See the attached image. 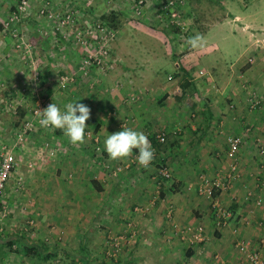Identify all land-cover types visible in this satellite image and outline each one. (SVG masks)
Masks as SVG:
<instances>
[{"label":"crops","instance_id":"crops-1","mask_svg":"<svg viewBox=\"0 0 264 264\" xmlns=\"http://www.w3.org/2000/svg\"><path fill=\"white\" fill-rule=\"evenodd\" d=\"M55 1L63 8L75 5L85 22L106 18L115 27L111 72L107 76L95 72L79 78L70 91H58L59 77L78 67L82 53L73 43L59 44L48 36L46 26L37 20L38 6L33 5L24 30L41 56L34 62L24 59L13 53L7 35L0 36V83L23 85L22 74L37 73L41 91L50 93L58 106L77 101L87 105L91 109L87 131L100 135L101 152L90 138L73 145L61 130L33 135L26 158L38 156L37 149L46 141L57 148V156L35 158V169L21 164L0 198V208L7 205L12 213L0 234V264H50L59 255L80 264H107L99 262L105 233L125 231L127 221L137 223L140 236L125 246L122 264H218L216 255L226 264H249L236 247L241 240L251 241L264 261V171L258 152V145H264V104L250 106L251 94L264 102V41L259 47L252 36L264 30V0H184L179 11L190 24L189 37L197 33L205 37L202 50L179 39V31L161 11V0H145L141 17L133 11L137 0ZM16 4L0 0V22ZM251 56L254 64L248 62ZM201 71L209 76L201 77ZM135 95L139 101L126 103ZM10 96L5 92L0 97L2 110ZM27 104L17 113L8 112L6 121L0 118L3 142H12L30 116ZM125 122L126 128L142 131L152 145L158 143L159 133H167L160 155L172 170V182L160 183L156 165L146 170L133 166L112 178L105 164L116 167L137 155L112 160L104 151L105 138L122 130ZM4 127L16 129L10 131L12 137L5 136ZM229 135L243 139L238 154L242 177L222 196L233 218L227 228L217 230L209 202L195 189L189 191L188 185L196 184L201 175L214 177L226 171ZM18 173L25 175L23 188L17 184ZM251 192L255 196L247 200ZM138 206L150 210L137 215L133 211ZM171 206L179 228L202 225L209 242L197 246L182 242L167 220ZM22 218L37 221L32 236L24 232ZM50 226L65 232L62 244L44 242ZM16 243L21 252L9 251L8 245Z\"/></svg>","mask_w":264,"mask_h":264},{"label":"built area","instance_id":"built-area-1","mask_svg":"<svg viewBox=\"0 0 264 264\" xmlns=\"http://www.w3.org/2000/svg\"><path fill=\"white\" fill-rule=\"evenodd\" d=\"M34 0H23L19 5H17L16 11L11 13V17L4 26H0V33L11 28L10 33L12 37L15 38V48H17L22 53L33 52L34 46L32 43L23 39L22 35L19 33L14 25L18 24L23 15L28 11L31 3ZM41 3L40 16L45 17L51 24L52 33L54 37L58 40L71 42L76 45L82 53L81 61L77 67V70L72 73L63 74L59 80V88L62 91H68L70 87L74 86L79 78H88L93 73L99 72L103 76H107L113 69L112 61V46L117 39L118 33L115 29L107 26L102 20H96L92 23L87 24L85 27L79 26V20L77 18V11L74 7L68 6L65 9H60L58 6L53 5L49 0H36ZM116 0H109V3H113ZM184 0H168L161 4V11L166 14L169 24L176 28L182 35H187L190 32V25L184 20L179 11V7L184 4ZM146 7L145 0H138L136 3V13L141 16ZM260 34L264 36V30L260 33L252 34L256 40L258 46L260 47L262 41L260 39ZM259 37V38H258ZM31 52V53H32ZM249 64H254L255 56H251L248 59ZM201 77L209 76L207 72L201 71ZM40 76L34 75L31 78V87H35L34 90L22 91L23 95L27 96L30 94L32 96V104L29 108L30 116L22 123L19 130L16 131L14 136V142H3L0 141V198L4 197L6 190L8 188L9 182L16 172L19 171L21 166L20 159L22 160L25 155L24 152L27 149L29 141L32 139L34 134L41 131H56L52 129H44L40 127L38 120L41 117L40 111L45 110L53 100L51 97L42 95L39 93ZM6 87L4 83L0 84V89ZM26 90V89H25ZM12 93V92H11ZM10 93V94H11ZM12 96V94H11ZM140 100L139 95L132 96L127 99V103H135ZM250 106L252 109H256L261 105L262 101L259 99L257 94L250 95ZM25 103H15L12 101L7 104L8 110L17 113L20 108L24 106ZM231 111H234V106H231ZM127 122L123 125L127 126ZM250 129H247L249 132ZM90 139L98 146L99 138L93 132H90ZM157 142L161 145L166 144L167 133L161 132L157 136ZM228 150L226 152L228 166L226 171L218 173L214 177L201 176L199 177L196 184L188 185V190H194L196 193L206 199L210 204V209L212 211L214 224L217 230H222L227 228L233 218V213L229 207H227L223 201L222 196L231 190L234 183L241 179L242 174L239 165L238 154L241 151L243 145V139L240 136L229 135L227 137ZM258 152L262 158V163L260 164L261 169L264 171V145H258ZM42 149L47 151H42ZM40 153H38V158L42 157L44 152H46L51 158L57 156L56 151H54L48 143L44 144ZM155 160L151 164L156 165L157 175L161 178V182L165 181L172 182L173 174L170 166L164 159L161 158L160 152L155 148ZM98 152H101L99 147L96 148ZM136 156V155H135ZM135 156L128 160L127 163L119 165L118 167H113L111 165L105 164L106 170L110 171L112 176H118L123 170L130 169L133 166H140L136 160ZM20 157V158H18ZM29 169H35L37 160H28ZM150 166V167H151ZM114 168V169H113ZM17 184L19 188H23L24 185V175L18 173ZM261 188L264 190V184ZM255 196L252 192L248 193L247 200H250ZM256 203L262 205L261 199H255ZM155 203V201H153ZM149 206H138L135 208V212L146 215L149 212ZM173 207H169L167 212V220L170 221L172 227L177 229V234L179 239L189 246L205 245L209 242L210 238L207 233V229L202 225H187L185 227L179 228L178 225L173 221ZM9 215V210L7 205H3L0 209V226L5 224V220ZM127 229L121 233H114L108 231L107 233V243L104 250V255L107 261L118 262L123 255L126 243H129L132 239H135L138 234L137 226L133 221H127ZM37 221L35 219H27L23 225V230L27 234H31L34 229L37 228ZM65 232L57 231L54 228H49V232L45 237V242L50 244L53 241L64 242ZM238 252L244 261L249 264H264L261 259L260 254L257 250L253 249L251 241L241 240L236 245ZM215 260L218 264H226L220 255L215 256ZM50 264H71L66 261L63 257H56Z\"/></svg>","mask_w":264,"mask_h":264},{"label":"clouds","instance_id":"clouds-1","mask_svg":"<svg viewBox=\"0 0 264 264\" xmlns=\"http://www.w3.org/2000/svg\"><path fill=\"white\" fill-rule=\"evenodd\" d=\"M187 45L193 50H202L206 46V39L202 34H195L187 39ZM38 120L44 129L61 130L73 145L85 142L91 135L87 125L91 116V109L82 103L69 102L58 106L51 103L45 110L40 111ZM104 151L112 160H123L132 157L134 152L136 162L147 169L155 160V149L149 138L133 128L122 127V130L109 134L104 140Z\"/></svg>","mask_w":264,"mask_h":264},{"label":"rangeland","instance_id":"rangeland-1","mask_svg":"<svg viewBox=\"0 0 264 264\" xmlns=\"http://www.w3.org/2000/svg\"><path fill=\"white\" fill-rule=\"evenodd\" d=\"M50 2H52L53 3V5H55V6H58V4H60V3H57V1H55V0H49ZM66 1V0H65ZM138 1V0H137ZM137 1H136V3H137ZM185 2V1H184ZM134 3H135V1H134ZM136 3L134 4V6H133V11H134V14L136 15V16H138V17H141V16H139V15H137V13H136ZM17 5V4H16ZM33 5H37L38 6V9H37V14H36V16H37V20H38V22L40 23V24H44L45 26H46V29H47V35L48 36H51V37H53V39L56 41V43H59V44H61V43H69V42H66V41H62V40H58L57 38H55L54 37V34L52 33V28H51V23L45 18V17H41L40 16V14H39V12H40V9H41V3L40 2H38V1H36V0H34L32 3H31V5H30V7H29V9H28V11L23 15V17H22V20L18 23V24H16V25H14V28H17L18 29V31H19V33L22 35V37H23V39L24 40H26V41H28V42H30V43H32V45L34 46V51L31 53V52H27V53H22V52H20L17 48H15V38L14 37H12V35H11V33H10V28H11V26H10V28H7V30H5V31H3L2 33H0V36H2V35H7L8 36V38H9V41H10V45H11V49H12V51H13V53H15V54H18L20 57H22V58H24V59H28V58H31V59H33L32 60V62H34V61H36L40 56H41V52H39V50H38V47L33 43V42H31L29 39H28V37H27V35H26V32H25V30H24V25H27V24H29V21L31 20V11L32 10H30L32 7H33ZM60 9H65V7L63 8V7H61V6H58ZM74 9H76V11H77V18H78V20H79V26L80 27H85L87 24H89V23H92V22H94V21H96V20H101V19H93V20H91L90 22H85V20H83L82 19V13H79L78 12V10H77V8L75 7V5H74ZM180 9V8H179ZM145 10V9H144ZM12 13V12H11ZM11 13L9 14V16L4 20V21H1L0 22V26H4V24L6 23V22H8L9 21V19H10V17H11ZM189 24V23H188ZM190 25V24H189ZM256 33H260V32H256ZM191 34V32H189V34H187V35H182L180 32H179V39H185V41H187V39L189 38V35ZM259 38V37H258ZM260 39L261 40H263L264 39V36H262L261 34H260ZM71 43V42H70ZM78 50H79V48L76 46V45H74ZM78 66V65H77ZM77 70V67H76V69L74 70V71H72V72H75ZM72 72H70V73H72ZM34 75H36L37 73H33ZM33 74H29L28 72H25L24 74H22V79H23V81H24V83H23V85H19V84H12V85H8L6 82H3L5 85H6V87H4V88H1L0 89V97L1 96H3L4 95V93L5 92H8L9 93V95H10V93L12 94V96H10V100H8L7 101V104L8 103H10V102H12V101H15V103H21V101L23 102V103H25V104H27L28 106H29V104H30V106H31V104H32V96H30V94H28L27 96H25V95H23V92L22 91H32V90H34L35 89V87H31V78L33 77ZM37 75H39V74H37ZM25 76V77H24ZM40 76V75H39ZM62 76V75H61ZM60 76V77H61ZM60 77H59V79H58V81H57V83L56 84H58V91H62L60 88H59V80H60ZM1 84V83H0ZM39 84V83H38ZM40 86H39V93H41L42 95H46V96H49V97H51V99L53 100V96L52 95H50V93H44L43 91H41V77H40V84H39ZM72 87H70V89H71ZM26 89V90H25ZM70 89H68V91H70ZM68 91H62V92H68ZM27 102V103H26ZM53 102H54V100H53ZM126 103H127V101H126ZM7 104H6V108L4 109V110H2L1 108H0V118L1 119H3V120H7L8 119V117H9V113L8 112H12V111H9L8 110V107H7ZM24 104V105H25ZM128 104H130V103H128ZM264 104V102H262L261 103V105L260 106H262ZM12 119V118H11ZM24 122V121H23ZM124 124V123H123ZM123 124H122V127H123ZM21 127V126H20ZM4 129H5V133H7V135L5 134V136L8 138H10V137H12L13 135H12V133L16 130V129H7V127H4ZM20 129V128H19ZM18 129V130H19ZM10 131H13L12 133H10ZM88 132H92V131H88ZM15 133H16V131H15ZM15 133H14V136H15ZM54 133H55V131H54ZM95 134V133H94ZM97 135V137L99 138V143H98V146H96V144H94L95 145V147L97 148V147H99V148H101L100 147V141H101V137H100V135L99 134H96ZM14 136H13V141H12V143L14 142ZM86 138H90V137H86ZM0 141H3L2 140V138H0ZM47 144L48 143V145H50V147L54 150V151H57L58 152V150H57V148L50 142V141H46V142H44V144ZM43 144V145H44ZM43 145L40 147V148H38L37 149V154L38 153H40V151H41V148L43 147ZM42 151H47V150H43L42 149ZM44 154H46V152H44ZM18 158H20V157H18ZM35 158H37V155L36 156H33V157H25V156H23V158H22V160L20 159V163L21 164H24V165H28V160H31V159H35ZM53 159V158H52ZM128 162V161H127ZM126 162V163H127ZM108 165H111L110 163H107ZM122 165V164H121ZM153 165H155V164H153ZM119 166V165H118ZM118 166H116V167H118ZM138 167V166H137ZM139 169H142V170H146L145 168H141V167H138ZM150 168V167H149ZM114 169V168H113ZM148 169V168H147ZM124 171H126V170H123L122 172H121V174L122 173H124ZM207 174H205V175H201V176H206ZM200 176V177H201ZM118 177H120V174L118 175V176H112V178L113 179H117ZM24 184H25V175H24ZM1 209V208H0ZM8 210H9V215H8V217L6 218V220H5V224L3 225V226H0V234H4V232L6 231V227H7V224L9 223V220L11 219V208H9L8 207ZM135 214H137V215H141V214H138V213H136L135 211H133ZM27 219H30V218H22V222L23 223H25L26 221H27ZM134 224L137 226V223L134 221ZM10 225V224H9ZM51 228H53L52 226H50ZM35 230V229H34ZM108 231H111V230H108ZM25 232V231H24ZM113 232V231H112ZM26 233V232H25ZM108 233V232H107ZM107 233H105V236H104V239H105V245H104V248L106 247V243H107ZM115 233V232H114ZM120 233V232H119ZM27 234V233H26ZM32 234H33V231H32V233L31 234H27V235H29V236H32ZM138 234H139V231H138ZM137 234V237L135 238V239H132L130 242H129V245L130 246H132V244H135V241L137 240V238H139V236H140V234L138 235ZM45 239V238H44ZM44 242H45V240H44ZM134 242V243H133ZM46 243V242H45ZM62 244V243H60V242H57V241H53L52 243H50V244H48V243H46L47 245H52V244ZM128 243H126V245H127ZM125 245V246H126ZM21 247L22 246H20V244L18 245L17 243H16V245L14 246V247H11L10 245H8V250L9 251H11V249L13 248L14 249V251H16V249H21ZM24 248V247H23ZM125 250V249H124ZM11 252H13V251H11ZM13 253H16V252H13ZM125 253V251L123 252V255L121 256V258L119 259V261L118 262H111V261H107L106 260V258H105V255H104V257L101 255L100 256V258H101V260H99V262H103V261H105L107 264H122V262H124V260H125V258H126V254H124ZM59 256H61V257H63L66 261H69L71 264H80L78 261L77 262H75L74 260H72V258H68V257H65V256H62V255H59ZM59 256H57V257H59ZM125 256V257H124ZM129 257V256H128ZM55 259V258H54ZM53 259V260H54ZM75 259H77V258H75ZM99 259V258H98ZM129 259H130V257H129ZM52 260V261H53ZM103 260V261H102ZM52 261L50 262V263H52Z\"/></svg>","mask_w":264,"mask_h":264},{"label":"trees","instance_id":"trees-1","mask_svg":"<svg viewBox=\"0 0 264 264\" xmlns=\"http://www.w3.org/2000/svg\"><path fill=\"white\" fill-rule=\"evenodd\" d=\"M17 1V5H19L23 0H16ZM166 1H168V0H161V2L163 3V2H166ZM17 5L16 6H14L13 8H12V11L11 12H14V11H16V8H17ZM102 21L107 25V26H109L110 28H112V29H115V27L112 25V24H110L107 20H106V18H104V19H102ZM174 28V27H173ZM176 29V28H175ZM177 30V29H176ZM22 108H20L19 109V111L21 110ZM18 111V112H19ZM58 131H60V130H56L55 132H58ZM153 147H155V148H157V150L161 153V150H160V148L162 147L161 146V144H159V143H154L153 142ZM160 178V177H159ZM160 180H161V178H160ZM168 181H165V182H163V183H167ZM162 183V184H163ZM13 244H11V246H12ZM21 249H19L17 252H21L20 251Z\"/></svg>","mask_w":264,"mask_h":264}]
</instances>
